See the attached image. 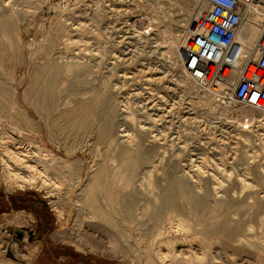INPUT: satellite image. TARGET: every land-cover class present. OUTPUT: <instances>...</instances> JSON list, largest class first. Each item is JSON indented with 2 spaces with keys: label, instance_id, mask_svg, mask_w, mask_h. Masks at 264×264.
Masks as SVG:
<instances>
[{
  "label": "bare ground",
  "instance_id": "bare-ground-1",
  "mask_svg": "<svg viewBox=\"0 0 264 264\" xmlns=\"http://www.w3.org/2000/svg\"><path fill=\"white\" fill-rule=\"evenodd\" d=\"M41 1L42 0H37L38 3H41ZM51 1L47 2L48 3L47 6L49 9L53 11V16H50V20H48L46 24L43 23V25L44 24L46 25L45 29H42L43 27H40L43 33L41 34V36H39L40 35L39 34L38 38H35L34 36V39L31 40L27 48L28 51L26 53L27 54L26 56H28L31 65L32 63L34 65L33 72L30 71L31 72L30 77L28 76L29 77L28 79H30L29 80L30 86L33 90L32 96L30 98H27L25 95L22 97L19 93V89L21 85H23V82L26 80V77H24L23 74L17 76L16 73V65L21 64L20 62L24 59V57L23 58L20 57L21 55L19 56V52L16 49L19 47L20 44L19 40L21 34L16 35V33H14L15 30L14 26H15V21L17 20L15 16H17L20 12L23 13V15L25 14L26 15L25 17H31L33 12H30L23 8H20L18 10L17 6H15L14 3H11V1L10 4L7 2V0L4 1V3L1 1L4 4L3 7L7 6L9 9L8 12L5 10L0 13V47L6 44L7 47L11 49V51L14 49L12 52H14L15 50L17 51L15 52L12 60L9 62V65H4V62L2 63V60L0 59V121H2V123L4 122L5 124L3 126L0 125V185H2L3 190L7 193L14 191H28V192H35L41 195L45 199L52 213L54 214L56 218V223L59 226L58 231L52 234V238L54 240L57 239L64 240L71 235L75 236L77 233L81 232L79 231L78 227L81 228V226H79V224L81 223L80 220H82L85 217L90 219L97 218V219H101V221L104 220L105 222L104 224L106 225L107 222L108 223L107 226L109 227L112 226V229L118 227L117 225L119 224H117L118 223L117 218L118 219L121 218L122 222H120V224H122V226L124 223L127 225L126 230L124 228L126 232L123 234L122 233L119 234L118 232L115 231L116 234H113L114 230L111 229L112 233L110 231V234H113L114 236L116 235L115 237L113 235H110L114 237L113 247L115 248V250L116 249L118 251L120 250V252L122 251L124 252L127 249H130L131 251L130 253L132 254L131 256L138 260H141L140 262H143L144 264H239L237 261L234 260L233 257H232L233 261L230 260L229 257H227L228 260L226 258L223 259L222 251L224 246L226 245L230 246L234 242L239 241V239H237V236L240 231L244 230L243 222L237 220L238 218L233 223H231V219L229 218H223L217 221H212V219L215 218V217L212 218L214 215H212L211 217L208 214H211L213 211L217 210L218 208H223V205H218L221 203L217 204L216 202H214L213 200H216L215 198H213V200H211L212 199L211 198L210 201H213V204L211 202L212 205H208L209 201L207 202V198L205 196H200L201 194L198 195L195 192H193L189 188L187 183H185V181L183 180L184 178L187 177L188 179L192 180L195 184V180L198 179L199 177L198 174L199 173L201 174V172H203L202 170L203 168H201V166L203 165L204 162L203 163L201 162V166L197 164L199 165V167H197L192 163L193 160H191L189 167L190 169H188V167L186 166V169L184 168L182 169V171H179L180 168L176 170L177 166L175 168L174 164H172L173 162L172 161L171 164L168 163L169 165H167L166 163L167 166L162 165L164 169L162 172H159L161 176H157L158 173L156 175L153 174L155 170L157 172V167L161 164L160 161L161 156H163L165 152L168 154V152L166 151L167 149H165V147L163 148L160 146V145L165 146L166 144L164 145L163 143H166V140L165 142L161 143V140L163 138H160L158 136L160 132L155 133L152 127L150 126L145 127L141 123L143 120L138 122L139 123L138 129L140 130L138 135L135 136L132 135L133 133L132 134L129 133L127 128H122V129L120 128L121 126H123V124L121 125L120 123H122L124 119H126L127 117L132 119L133 116V115L131 116L130 114V112L131 113L133 112L132 111L129 112L130 103L128 101V98L127 99L125 98L126 101L121 96L119 97L121 98V100H116L115 99L116 97L113 98L112 96L114 94L112 95L113 92L111 93L110 91L112 90L113 86H116L118 84L117 83L116 85L114 83L111 84L110 78L107 79V76L106 79L103 80L102 82L99 79V77L101 78V76L96 77L97 72L99 73L100 71L99 68H98L99 71L95 70L98 67L97 66L98 63H96V60L98 58L95 59L96 58L95 57L94 60H91L84 57L86 59L85 60L83 59L82 56H80L76 48H73L77 45V43L81 44L80 41L82 38L78 37L81 39L75 40L76 37L73 39V37L70 36L71 30H74L76 34V31H79L80 27L78 28L76 26L75 28L72 29L73 26L70 25L72 26L70 27L71 28L70 31H68V29L66 30L65 27L66 15L69 14L68 12L73 10V8L70 6L71 4H68L66 0L60 3L58 2L56 3V0L55 2H51ZM93 1L95 2V0ZM141 1L144 2V6L146 7V9L150 8L154 12V14L150 15L151 17L149 16L148 19L146 18V20L141 21L142 22L141 26L142 24H144L141 30H137L132 27L133 28L131 34L132 36L129 37L134 39L133 41L135 43L133 45H131V42L130 43L128 42L130 45L126 41L125 42L127 43L126 45L132 46L133 50L130 52H134V56L136 52L139 53V55H141V57H143L144 60H146V64H148L147 60L148 59L150 60V57H154L155 60L151 58L152 61H155L154 63L156 64L159 63V65H157L154 68V70L153 67L152 68L148 67L149 68L148 70L147 67H144L146 71L142 69L138 71L139 73H142L141 75L143 77L145 76V80H143L145 83L143 84L146 83L150 84L151 82L150 83L148 82L152 80L151 79L152 74L153 75L157 74L159 73V71L160 74H162V76L160 77L158 76V78L154 76L155 79L156 78L158 79V82L159 81L161 82L162 80L165 81L164 78L165 76H167V74L164 75V73L167 72L168 76L169 74L174 73V76H176V79H174L175 77L172 76L174 85H176L174 86V88L175 87H178V89L179 87L181 88V90L179 91L180 93L181 92L183 93L181 95L186 96V98L185 97L184 98L187 102L186 101L185 102L186 104H188L187 106L190 107L189 108L190 110L196 109L198 113H201L202 115H204V117L208 119H210L211 117L218 118L219 115H221L225 120V122L226 120L228 122L233 121L236 124L238 130L240 129L239 133L236 134L234 133L235 135H237L235 137L239 138L240 136V140L242 137L241 134L245 133V131L255 133L253 130H251V127L252 129L253 127H256V131H258L257 128H259L260 130L262 128V131H264V110H258L252 107H246L241 105H233L230 108L220 106L215 102L212 94L209 91L204 89H199V87L191 80H189V78L186 79L182 75L183 72L182 62L184 60V58L182 57V53H183L185 41L188 35L191 32H193L195 28V19L198 13L204 9H207L209 7L208 3L202 0L204 1L203 5L196 7L198 8L199 12H195L196 11L195 9L193 10L191 9L188 15L185 14L186 18L182 21L183 23L179 25L181 27L179 32H183V34L181 35V34L173 33L169 22L168 23L163 22L164 21L163 19L167 18L166 14L171 16L179 11V4L176 3L177 0L176 1L156 0L155 2H151L148 0H141ZM121 2L123 3V1ZM163 2L167 5L166 8L163 6ZM75 3L73 4V6L76 9L77 6L75 7ZM206 4L208 7L205 8ZM98 5L97 7L100 8V6ZM97 7H95V9L93 10H90L89 14L91 13V11H93L97 17V15L100 14V11L96 9ZM102 8H103V4H102ZM117 8L118 7L116 6V9ZM165 9L167 13L164 11ZM111 10L115 11L114 8H112ZM36 13L35 15H37ZM94 13H91L92 14L91 17H93ZM101 13L103 14L104 12L101 11ZM108 13L109 15H112L114 12L112 14H110V12ZM243 13L245 15V20L238 31V38L243 46L244 52L242 56L243 58L241 59L239 64H241L245 58L253 56V51H254L253 48L262 27V12L257 6L251 3H247L243 5ZM74 14H76L77 17L78 14L76 13V10ZM79 16L80 15H78V18ZM107 16L108 15H106V17ZM42 18L43 16H41V19ZM14 19L16 20L14 21ZM32 19L34 20V18ZM168 19L171 20L170 17H168ZM80 21L82 22L81 19ZM160 22L164 23L163 29H160L158 26ZM37 23H41V22L37 21ZM82 25H80L81 28H83L86 25L88 26V24L83 25V27ZM66 26L68 27L67 24ZM96 26L99 25L97 24ZM91 27L92 26H90V28ZM87 28L88 27H86V29ZM96 28H97L96 30L91 31L92 32L91 34L93 36L95 35L94 36L95 39L97 37V41L94 43L98 44L96 46L98 47L102 46L103 48L109 44L110 40H108L109 42L107 40H104V38H103L104 41L100 40V38L102 39V37L97 32L99 28L98 27ZM19 30L17 29V31ZM25 30L27 31V29ZM13 33L16 35V38H14L15 36L14 37L12 36ZM104 36H106V32ZM24 40L26 41L25 38ZM59 40H61L60 44L63 42L64 49L70 50V47H72L73 50L77 52H74L73 55H71V57L69 58L61 57L63 56L61 55V53L63 52H61L60 49L55 51L57 48L56 46L59 43L58 42ZM20 41H22V39ZM113 43H116V41ZM20 47L18 48V50L20 49ZM98 47L96 48V50L98 49L99 51ZM58 48H60V45ZM113 48L112 51L114 50ZM84 50L85 52L88 51L86 50V48H84ZM80 51L82 52V50ZM85 52L83 54H85ZM55 54L57 55V57L55 56ZM132 56L131 58L133 59ZM114 58H118V57L113 53L110 59L113 60ZM123 59L125 60V58H122V61ZM111 64H114L113 61L110 63V65ZM151 66L154 65L151 64ZM104 70L106 69L104 68ZM110 70L112 69L110 68ZM113 71H116V69ZM125 72L124 73L121 72L123 79L125 78L127 79L129 77L127 75L128 73ZM115 74L117 73L115 72ZM147 74L148 76H146ZM138 76L140 77L139 74ZM111 79H114V77H112ZM137 81L138 80H136V82ZM124 86L122 88H124ZM127 86L128 85L126 84V87ZM146 87L149 86H145V88ZM120 88L121 87H117L116 89L122 90ZM116 93L119 92L117 91ZM147 93L149 92L147 91ZM152 93L154 92H151V94ZM137 94L139 95L140 93ZM159 94L161 95V92H159ZM163 95H161L158 98H161ZM133 97L136 96L133 95ZM182 97L180 98L181 100ZM130 98H132L131 95ZM178 106H182V105L178 104ZM143 114L145 116L144 121L147 120L148 123L150 122L149 125L157 120L155 117L151 116L149 112L148 113L143 112ZM144 116H142V118H144ZM131 123L132 122L130 120V124ZM228 125L230 126L234 124L228 123ZM234 126L231 127L233 128ZM14 133L17 135L20 134L19 136L20 138H18V136L16 135L14 136L13 135ZM146 134L150 135L149 136L150 140L148 139V141L151 143L150 145L148 144L144 145ZM233 136L230 137H232L233 139L235 138ZM256 136L252 135V137L254 138ZM261 136L263 135L261 134ZM44 137H46L47 141H49L55 147H57L56 148L58 151L57 153L54 152L55 148L53 151L52 148H49L47 145L43 143ZM242 140L251 143V145L253 146L252 143L254 142H250L248 138L244 137ZM170 149H172V147ZM60 150H63L64 154H60L59 153ZM77 150H79L80 156L75 155V151ZM255 150H257V147ZM257 152L253 151L248 155L246 153V155L249 157V159H254L259 156L258 153L260 154L262 152L263 159H261V161L264 160L263 140H261V152L258 153ZM204 153L205 152H203V155H205ZM153 154L158 155V158L154 159ZM174 158H176V156ZM203 158L205 159V156ZM207 159L208 161H210L209 156ZM218 159L222 163V159H220V157ZM171 160H173V158ZM252 161L251 162L247 161V163L248 162L253 163ZM255 161L259 162V160H254V162ZM144 164H149L146 166L151 165L150 168H152V170L151 171L148 170V172L143 171L141 167ZM156 164L159 165L157 166ZM215 166L218 168L217 164H215ZM194 167H196V169ZM246 167L247 166H245L243 169H245ZM259 167L261 168L263 166L260 165ZM143 168L146 169L147 167H143ZM215 169H213V171ZM218 171H219L218 172L219 178H221L220 172L223 173L222 175L227 177L229 176L231 177V174L233 173V171L232 172L225 171L223 170V168L221 169L218 168ZM257 171H256V175L258 174V176L260 177V174L257 173ZM259 171H261V174L264 175V167L262 169H259ZM178 172H181V175H179ZM214 172L216 173V171ZM205 173L206 175H208L210 172H208L207 170V172ZM263 175H261V178L264 180V178L262 177ZM208 176L209 178L211 177L209 181L212 180L214 183L212 189L216 195L218 193L217 190L219 191L218 188L223 183V180L213 175V173ZM235 176H237V174ZM235 176H234V180H235ZM240 177L236 179L237 182L240 184L241 190L240 189L239 190L243 192L244 189H249L248 187L252 185V183L249 184V181L247 182L245 177L244 178L242 177L240 178ZM220 180H222V182ZM254 180H256V178ZM227 187L229 186L227 185ZM227 187L225 189H227ZM253 190H259V189L258 188L252 189L251 194H253ZM195 191L197 190L195 189ZM219 193L217 194L218 196ZM262 193L261 196L263 195ZM243 196L244 194H242L241 199L244 198ZM253 196L256 197L254 194ZM254 197L250 199L253 200ZM232 199L231 201L233 203L234 201H236L237 198H234L235 200ZM251 201L248 202L250 203V207L252 205L251 203H253ZM241 204L239 207H242ZM246 205L247 204L245 203V206ZM258 207L256 208L257 210L259 209ZM232 208H229V210ZM256 209L255 212L257 213ZM229 210L227 212H229ZM227 212L225 213L227 214ZM72 213L74 214L72 218V220L74 219L73 220L74 225L63 228L64 225L67 222H69V220L71 219ZM0 216H1L0 217V254L7 255L6 258L2 257V259H0V264H29L28 262L29 253L30 251L36 249L37 246L33 241L29 240L28 235L24 231V229L29 226L31 227L34 226V217H32L30 213H27V211H21V212L13 211V213L10 214L9 216L8 215L5 216L4 214ZM219 217L220 216H218V219ZM228 224L230 226H228ZM254 225L253 227H255ZM258 226L260 233L259 242H257L258 240L253 241L250 239H243L242 241L244 242V244L247 245V247H249L248 250H250V248L251 251L253 250L252 252H254V255L256 256L255 263L264 264V215L263 217L261 216ZM75 227L79 232L75 230L76 229ZM97 230H98V226H97ZM102 230L104 231V229ZM107 230H110V228H107ZM117 230H121V229H117ZM85 233L89 235L90 232L89 233L85 232ZM106 233L108 235L109 231ZM117 234H119L120 236ZM117 236H119V238H121L123 241H124L123 238H125V240L127 238L134 240V242L128 243L130 245L127 246L123 245L121 239H120L121 243L117 241L118 240L116 239ZM108 239H109V235H108ZM69 240H71L70 242H73L75 239L72 241V239L68 238V241Z\"/></svg>",
  "mask_w": 264,
  "mask_h": 264
},
{
  "label": "rangeland",
  "instance_id": "rangeland-1",
  "mask_svg": "<svg viewBox=\"0 0 264 264\" xmlns=\"http://www.w3.org/2000/svg\"><path fill=\"white\" fill-rule=\"evenodd\" d=\"M1 1L4 3V1H6V0H0V3H1L0 4V10H1L0 13L5 11V10L8 12L9 8L7 6L3 7L4 4ZM10 1H11V3H14L15 6H17L18 10L20 8H23V9H26V10H28L30 12H33L31 17L34 18V20L31 17H25L26 15L25 14L23 15V13H21V12L17 16H15V18L17 20L19 18V20L17 21L16 19H14V21L16 20L15 21V26H14V29H15L14 33H16V35H18V34L20 35L21 34L20 35V40L22 39V41L19 40V42H20L19 47L23 46L25 48L24 49L23 47L22 48L20 47L19 50H18L19 47L16 48L17 51L19 52V56L21 55L20 57H22V58L24 57V59L20 62L21 64L16 65L17 76H19L20 74H23V76L26 77V80L23 82V85H21V87L19 89V93H20V95L22 97L25 95L27 98H30L32 96V91L33 90H32V88L30 86V81H29L30 79H28V78L30 77V74H31L30 71L33 72L34 65H33V63L31 65V62H30L28 56H26L27 55L26 53L28 51L27 48H28V44L31 42V40L34 39V36H35V38H38L39 36H41V34L43 33L41 30L45 29L46 22H48V20H50V16H53V11L51 9H49L48 6H47L48 5L47 2L51 1V0H45V1L42 0L43 2L41 1V3H38L37 0H10ZM10 1L7 0V2L9 4H10ZM63 1H65V0H56V3L57 2L60 3V2H63ZM66 1L68 2V4H71L70 6L73 8L72 11L68 12L69 14L66 13L69 16L65 14L66 15V18H65L66 22L65 23L68 25V27H67L66 24H65L66 30L68 29V31H70L71 30L70 27H72V26H73L72 29L75 28L76 26L78 28L80 27V30L76 31V34H75L74 30H71L72 33L70 32V36H72L73 39L76 37L75 40L76 39L79 40V39L82 38L81 41H80L81 44L77 43V45L75 47H73V48H76V50L78 51L80 56L83 57V59L87 58V59L94 60L95 57H96L95 59L98 58L96 60V63H98V65H97L98 67L95 70L96 71L100 70L102 72L101 73L99 71V73L97 72V74H96V77L97 76H101V78L99 77L101 82L103 80H105L106 76H107V79L110 78L111 84L114 83L116 85V83H117L118 85H120V86H118V85L113 86V88H114V89L112 88L113 91L112 90L110 91L111 93L113 92L112 95L114 94L112 96L113 98L116 97L115 98L116 100H121V98H119L120 96L123 97L124 99L128 98V101L130 103L129 112L130 111L133 112V113L130 112V114H131V116L133 115L134 118H133V116H132V119L127 117V116H125L127 118L124 119V121L122 123H120L121 125L123 124V126H121L120 128L121 129L122 128H127L129 133H131V134L133 133L132 135H134V136L138 135L139 132H140V130L138 129V127H139L138 126L139 125L138 122L143 120L141 123L145 127L146 126H150V127L153 128L155 133L160 132L162 134V136H161L160 133L158 135L160 138H163L162 139L163 141L161 140V143L165 142V140H166V143H163L164 145L165 144L166 145L165 146L160 145V146L163 147V148L165 147V149H167L166 151L168 152V154L165 152L164 153L165 157H164V155L161 156V159H162V160L160 159L161 164L160 163H159L160 165L156 164L157 166L158 165L159 166L157 167V172L155 170L153 174L156 175L158 173L157 176H161L159 172L163 171V169H164L163 166H167V165L171 164L172 161H173L172 164H174V167L176 168V166H177L176 170H178V168H180L179 171H182V169H184V168L186 169V166L188 167V169H190L189 167H190L191 160H193L192 163L194 165H196L197 167H199V165L201 166V162L202 163L204 162L203 165H202L203 167L201 166V168H203L202 170H203L204 173L201 172V174L200 173L198 174L199 177H198V179H196L197 181L195 180V184H194V182L192 180L188 179L187 177L184 178L183 180L185 181V183H187V185L189 186V188L193 192H195L198 195L201 194L200 196H205L207 198V202L209 201L208 205H212L213 201L216 202L217 204L221 203V204H218V205H223V208H218L217 210L213 211L211 214H208L211 217H212V215H214L212 218H214V217L215 218L214 219L211 218L212 221H217V220H220V219H223V218H229V219H231V223H233L238 218L237 220L242 221L243 224H244V230L240 231L238 236H237V239H239V241L238 242H234L230 246L226 245V246L223 247V251H222L223 259H225V258L227 259V257H229V259L232 260V261H233V258H234V260L237 261L239 264H243V263L244 264H252V263L256 264L255 263V260H256L255 257L256 256L254 255V252H252L253 250L251 251V248H250V250H248L249 247H247V245L244 244V242L242 240L243 239H250V240H253V241H255V240L257 241L258 240L257 242H259V240H260L259 239L260 233H259V226L258 225H259V220H260L261 216L263 217V215H264V180L261 178V175H263V174H261V171H259V169H262L264 167V164H263L264 160L261 161V159H263V155H262V152H261V140H263V142H264V139H263L264 138V134H263L264 131H262V128H261V130L259 128H257V130L259 131L258 132V131H256V127H253V129L251 127V130H253L255 133L248 132V131L247 132L245 131V133H242V134L240 133L242 135L241 140H240V136H239V138L235 137V136H237L235 134L239 133L240 129L238 130L236 124L233 121H231L232 122L231 123L230 121L228 122L226 120V122H227L226 123L221 115H219L218 118L211 117L210 119H208V118L204 117V115H202L201 113H198L196 109L190 110L189 109L190 107L187 106L188 104H186V102H187L185 100L186 96L181 95L183 93L182 92L180 93V91H179V90H181V88L180 87H179V89H178V87L174 88V86H176V85H174L172 76L175 77L174 79H176V76H174V73L173 74L171 73L172 75L169 74V76H168V73L166 72L167 69L165 70L166 73H164V75L167 74V76H165V78H164L165 81L162 80L164 82H162V81L158 82V79H157L158 76L159 77L162 76V74H160V71H159V73H157V74H154V75L152 74V78H151L152 80L148 82V83L151 82L150 84H147V83L143 84V83H145L143 81V80H145V76L143 77L141 75L142 73H139L138 71L141 70V69L146 71V69H144V67H147V70L149 68L153 67V70H154V68L157 65H159V63H157V64L154 63L155 61H152V59L155 60L154 57H150V60L149 59L147 60L148 64H146V60H144V58L141 57V55H139V53L136 52L137 54L135 53V56H134V52H130L133 49H132V46H129L130 45L129 43L131 42V45H133L135 43L133 41L134 39L129 37V36H132L131 35L132 34V29L135 28L137 30H141L142 27L144 26V24H142V26H141V23H142L141 21L146 20V18L148 19V17L150 15L154 14V12L150 8L146 9V7L144 6V2H142L141 0H102L103 2L101 0H95V2L93 0H84V1L83 0H72V1L71 0H66ZM77 1H78V3H77ZM114 1H116V2H114ZM117 1H118V3H117ZM121 1H123V3ZM174 1H176V0H174ZM51 2H55V0H52ZM92 2H93V4H92ZM100 2H101V4H100ZM113 2L118 7L117 9H116V6L114 5ZM74 3H75V7L77 6L76 9L73 6ZM176 3L179 4V11L176 14H173V15L169 16L168 14H166L167 12H166V9H165L164 11L166 12L165 14L167 15V18L163 19L164 20L163 22L164 23H168L169 22L174 34H181L182 35L183 32H179L180 29H181V27L179 25L183 23L182 21L186 18V15L189 14V11H191V9L192 10L195 9L196 10L195 12H199L198 8H196V7L197 6H202L204 1H202V0H177ZM98 4H100V5H98ZM102 4H103V8L105 10L107 9L106 10L107 12L102 8ZM1 5H2V7H1ZM87 5H89V6H87ZM97 5L100 6V8L97 7ZM107 5L109 6V8H108ZM78 6H80L81 8L78 7ZM163 6L166 8L167 5L163 2ZM27 7H28V9H27ZM95 7H97L96 9H98L100 11V14H99L100 17H99V15H97V17H96V15H95V13L93 11H91V13H94L93 17H91L92 16L91 13H90L91 15L89 14L90 10L95 9ZM206 7H208L207 4H206L205 8ZM78 8H79V10H78ZM110 8L111 9L114 8L115 11L111 10ZM75 10H76V13L78 15H80L81 17L79 16V18H78V15L76 17V14H74ZM101 11H103L104 13L102 14ZM121 11H123V12H121ZM108 12H110V14H112V13L113 14L109 15ZM35 13L37 15H35ZM106 15H108V16L106 17ZM41 16H43L44 19L43 18L41 19ZM71 17H72V19H71ZM84 17H87V18H84ZM143 17H145V18H143ZM168 17H170L171 20H169ZM92 18L93 19L95 18V19L93 20ZM80 19L82 20V22L80 21ZM35 20H37L38 22H41V23H37V21H35ZM20 21H21V23H20ZM70 22L71 23L74 22V23L71 24ZM163 22H160L158 24L160 29H163V26H164ZM43 23H45V24L43 25ZM82 23H83V25L88 24V26L86 25V26L83 27ZM97 24L99 26H96ZM70 25H72V26H70ZM80 25H82L83 28H81ZM90 26H92L91 27L92 29L90 28ZM40 27H43V28L41 29ZM86 27H88L87 28L88 30L86 29ZM96 27L99 28V30H97V32L102 37V39L100 38V40H103V38H104V40H107V41L110 40V42L108 41L109 42L108 45L110 47L108 45H106L103 48H102V46H100V47L96 46L98 44L97 43L95 44L94 42L97 41V37L95 39V37H94L95 35L93 36L91 34L92 33L91 31H94V30L97 29ZM17 29L18 30L20 29V30L17 31ZM25 29H27V31ZM22 31H24V32H22ZM85 31H87V32H85ZM17 32H19V33H17ZM80 32H82V33H80ZM105 32H106V36H104ZM14 33L12 34V36L13 37L15 36L14 38H16V35ZM127 33H129V34H127ZM86 35H88V36H86ZM91 36H93V37H91ZM78 37H81V38H78ZM24 38L26 39V41L24 40ZM128 38H130V39H128ZM111 39H112V41H111ZM115 41H116V43H113ZM125 41L127 43L129 42L128 43L129 45H126L127 43ZM58 42L59 43L56 46L57 48H56L55 51L60 49L61 52H63V53H61V55H63L61 57L69 58V57H71V55H73L74 52H77V51H74L72 47H70V50L69 49L68 50L64 49L63 48V42L61 43L62 46L60 44L61 40H59ZM123 43H125V44H123ZM59 45H60V48H58ZM97 47L99 48V51H98V49L96 50ZM84 48H86V50H88V51L85 52ZM112 48L114 49L113 51H112ZM21 49H23V50H21ZM80 50H82V52ZM253 50H254V48H253ZM12 51H11V49L9 47H7L6 44H4L3 46L0 47V59L2 60V63L4 62V65H9V62L14 57L15 52H17L16 50L14 52H12ZM97 51H98V54H97ZM2 52H3V54H2ZM84 52H85V54H83ZM112 52L118 58H114L113 60H111L110 58L113 55ZM67 54H68V56H67ZM132 54H133V56H132ZM93 55H94V57H93ZM4 56L6 58L7 57L8 58L6 59ZM55 56L57 57L56 54H55ZM98 56H101V57H98ZM131 56L133 57V59L131 58ZM26 57L28 58V60H27ZM122 58H125V60L123 59V61H122ZM3 59H4V61H3ZM112 61H113L114 64L110 65V63ZM124 62H125V64H124ZM150 63L152 65H154V66H151ZM164 63H165V61H164ZM99 65H101V66H99ZM143 65H145V66H143ZM18 66H20V67H18ZM98 68H99V70H98ZM104 68L106 70H104ZM110 68L112 70H110ZM137 68H139V69H137ZM101 69H103V70H101ZM115 69H116V71H113ZM115 72L117 74H115ZM121 72L122 73H124V72L128 73L127 75L129 77L128 76H126V77H128L130 79V81H129L128 78L127 79L126 78L123 79ZM137 73L140 75V77L142 76L143 78L142 77L140 78ZM130 74H131V76H130ZM132 75H134V76H132ZM182 75L184 76V78H186V79L188 78L187 75L185 73H183V72H182ZM146 76H148V74ZM154 76L157 77V78L155 79ZM112 77H114V79H111ZM166 77H167V79H166ZM169 77H171V78H169ZM115 78H116V80H115ZM120 78H122V79H120ZM132 78H133V81H132ZM138 78L140 80H142V81H140ZM170 79H171V82H170ZM122 80H123V82H122ZM136 80H138V81L136 82ZM24 84H26V85H24ZM126 84L128 85L127 87H126ZM144 85L145 86H149L150 88L149 87L145 88ZM123 86H124V88H122ZM117 87H121L120 89H122V90L116 89ZM171 87H172L173 90L171 89ZM140 88H141V90H140ZM132 89L134 90V92H133ZM145 89L149 93H147V91ZM165 89H167L168 91L165 90ZM170 89H171V91H170ZM199 89H201V88H199ZM130 90H132V91H130ZM25 91H26V93H25ZM117 91L119 93H116ZM151 92H154V93L151 94ZM159 92H161V95H163V92H164V95L161 98H158V97L161 96L159 94ZM176 92H178V93H176ZM137 93H140V94L138 95ZM129 94L131 95L132 98H130ZM133 95L137 97V100L139 98L140 101L139 100L137 101L136 97H133ZM181 97H182V100L180 99ZM126 99H125V101H126ZM174 102H175V104H174ZM178 104L179 105L181 104L182 106H178ZM150 105H152V106H150ZM143 108H144V111H143ZM143 112L144 113H146V112L148 113L149 112V114L151 116L155 117L157 120L155 119L156 121H154L152 124L149 125L150 122L148 123L147 120L144 121L145 116H144ZM142 116H144V118H142ZM127 119H128V122H127ZM130 120L132 122L131 124H130ZM135 120H136V122H135ZM1 123H2V121H0V125L1 126L5 125L4 122L2 124ZM228 123L229 124H234L235 126L234 125H230L229 126ZM231 126H234V127L232 128ZM137 129H138V131H137ZM236 129H237V131H236ZM154 132H153V134H154ZM251 134L254 135V136H256V135L257 136L254 138V137H252ZM261 134L263 136H261ZM13 135L14 136L16 135V136H18V138H20L19 137L20 134L17 135V134L14 133ZM149 136H150L149 134H146L144 145H147V144L150 145L151 144L148 141ZM230 136L235 137L236 140H235V138L232 139V137H230ZM259 136H261V137H259ZM244 137L248 138L250 142H254V143H252L253 146L251 145V143L242 140ZM218 139H220V140H218ZM254 139H255V141H254ZM43 143L45 145H47L49 148H52L53 151H54V148H55V151H54L55 153L58 152L57 149H56L57 147H55L52 143L47 141L46 137L43 138ZM247 143H249L251 146L249 144H247ZM170 144H172L173 146L170 145ZM168 145H170V146H168ZM171 147H172L173 150L170 149ZM256 147H257L258 152H261L260 154L257 152V150H255ZM207 148H209V149H207ZM214 148L217 149V150H215ZM252 148L253 149L255 148V149L253 150ZM213 149H214V151H213ZM259 149H260V151H259ZM62 151L63 150H60L59 153L60 154H64V151L63 152ZM172 151H173V153H172ZM253 151H256L258 153V155L259 156L261 155L262 157L260 156L261 157L260 158L258 156L257 158L249 159V157L247 155L250 154ZM203 152H205L204 153L205 155H203ZM246 153H247V155H246ZM176 154L178 155L179 159L177 158ZM75 155L76 156H80L79 150L75 151ZM175 156H176V158H174ZM204 156H205V159L203 158ZM208 156H209L210 161H208V159H207ZM153 157H154V159H156V158H158V155H154ZM199 157L202 158L203 160L200 159ZM219 157H220V159H222V163L223 164L219 161V159H218ZM172 158H173V160H171ZM254 160H259V162H257V161L254 162ZM212 161H214L215 163L212 162ZM247 161H250V162L252 161L254 164L250 163V162L247 163ZM174 162H176L177 164L174 163ZM166 163H167V165H166ZM213 163H214V165H213ZM244 163H245V165H244ZM257 163H258V166H257ZM197 164H199V165H197ZM215 164L218 165V168H220V169L223 168V170H225V171H229V172L233 171V173H232L233 175L231 174L232 178L229 176L231 178L230 179L229 177L222 175L223 174L222 172H220V174H221L220 177L221 178H219V174H218L219 171H218V168L215 166ZM146 165H149V164L142 165L141 169H143V171H147V172H148V170L151 171L152 170V168H150L151 165L150 166H146ZM260 165L263 166V167L260 168L259 167ZM245 166H247V167L245 169H243ZM143 167H147V168L144 169ZM215 167H216V169H215ZM148 168H150V169H148ZM194 168L196 169V167H194ZM257 168H259V169H257ZM213 169H215L214 171H216V173L213 171ZM207 170H208V172H210L209 174L207 173L208 175L213 173V175H215L219 179L223 180V183L221 184V186L223 188L220 186L218 188L219 191L217 190L218 193L220 192L219 196L217 195L218 193L215 195V193H214V191L212 189L213 188L212 186H214V183H213L212 180L209 181L211 179V177L209 178V176L206 175L205 172H207ZM256 171H257V173L260 174V177L258 176V174L256 175ZM250 173H251V175H250ZM178 174L181 175V172H178ZM236 174H237V176H235ZM238 174H239V177L240 176L242 178L245 177L246 181L247 182L249 181V184L252 183V185H250L251 187L249 186L248 187L249 189H244L243 192L240 191L241 190L240 184L237 182V179L239 178ZM203 175L208 176V177H205ZM222 176L224 177L225 180L223 179ZM234 176H235V180H234ZM226 177H227V179H226ZM262 177L264 178V175ZM255 178H256V180H254ZM222 180H220V181L222 182ZM232 180H234V181H232ZM257 180H260V181H257ZM262 180H263V182H262ZM191 181H192L193 184L191 183ZM253 181H254V184H253ZM256 182H257L258 186H257ZM197 183L198 184L200 183V184L198 185ZM233 183H234V185H233ZM193 185H195V186H193ZM227 185L229 187H227ZM193 187H195V188H193ZM226 187H227V189H225ZM233 188H234V190H233ZM255 188L259 189V190H253V194L256 197L258 196L257 199H256V197L253 196V194H251L252 193V189H255ZM195 189L197 191L199 189V191L197 192V191H195ZM220 189H222V190H220ZM246 190H248L250 192H248ZM244 191H245V193H244ZM231 192H232L233 195L231 194ZM224 193H225V195H224ZM261 193L263 194L262 196H261ZM239 194L241 196H242V194H244V196H243L244 198L241 199V196ZM252 196L255 199V200L253 199L254 201L252 199H250V198H253ZM224 197H225V199H224ZM213 198H215L216 200H213ZM218 198L221 199V200H219ZM234 198H237L236 201L238 200L237 203H239V204H237L236 201H234L233 202L234 205H233L231 199L235 200ZM210 199L213 200V201H210ZM222 200L225 203H223ZM249 201L253 202V203H251L253 205V207H252V205L250 207V203H248ZM211 202H212V204H211ZM245 203L247 204L246 206H245ZM258 203H259L260 206L258 205ZM240 204H241L242 207H239ZM236 206H238V207H236ZM225 207H226V210H225ZM235 207L238 208V209H236ZM246 207H248V208H246ZM257 207L259 208L258 210L256 209ZM227 208H228V210H229V208H232V209L235 208L236 211H235V209L234 210L230 209L229 212H227L228 211ZM255 209H256L257 213L255 212ZM13 211H15V212L27 211V213H30L32 215V217H34V226H32V227L29 226V227L24 229V231L28 235L29 240L33 241L35 243V245L37 246L36 249L30 251V253H29V256H28L29 264H144L143 262H140L141 260H138V259H136V258L131 256L132 254L130 253L131 252L130 249H127L124 252L123 251L120 252V250L119 251L117 249L115 250V248L113 247V241H114L113 238L116 236V235L114 236L113 234H116V232H118L119 234L120 233L123 234V233L126 232L125 230L127 228V225L125 223L123 224V226H122V224H120V222H122L121 218H119V219L117 218V220H118L117 224H119L117 226L119 228L115 227V229L114 228L112 229V226L110 224L109 225L111 227L107 226V224H108L107 222H106V225L104 224L105 223L104 220L101 221V219H97V218L96 219H90V218H86L85 217L82 220H80L81 221V223H80L81 225L79 224V226H81V228L78 227L79 231H81L82 233L79 232L77 230V228L75 227L76 228L75 230H77V232H79V233H77L75 236L71 235V236L68 237V238L72 239V241L75 239L73 242H70L71 240L68 241V238L64 239V240H61V239L60 240H58V239L54 240L52 238V234L54 232L58 231L59 226L57 225L56 218H55L54 214L52 213V211L50 210L49 206L47 205L45 199L41 195H39V194H37L35 192L14 191V192H8L7 193V192H5L3 190L2 185H0V215L4 214L5 216H7V215L9 216L10 214L13 213ZM9 212H11V213H9ZM225 212H227V214ZM254 213H255V215H254ZM73 215L74 214L72 213L71 219L69 220V222H67L64 225L63 228L70 227L71 225H74L73 224V220L74 219L72 220ZM218 216H220V217L222 216V217L221 218L219 217V219H218ZM241 216H243V217H241ZM241 218H242V220H241ZM243 219L245 220V222H244ZM94 223H95V225H94ZM247 224H249V225H247ZM102 225H103V227H102ZM253 225L255 227H253ZM97 226H98V230H97ZM105 226H107V227H105ZM228 226H230V225L228 224ZM92 228H94V229H92ZM107 228H110V230H107ZM124 228H125V230H124ZM247 228H248V230H247ZM102 229H104V231ZM111 229L114 230L113 234H110V231L112 233ZM117 229H121V230H117ZM88 230H90V231H88ZM100 230L102 231V234H101ZM246 230H247V232H246ZM252 230L253 231L255 230L254 233H253ZM99 231H100V233H99ZM108 231H109V233H108L109 239H108V235L106 233ZM85 232H88V233L90 232V233L88 235ZM132 233H133V231H132ZM119 234H117V235H119ZM110 235H113L114 237H112ZM119 236H117L118 238L116 237V239H118L117 241L120 242L121 238H119ZM123 239H124V241H126V240L129 241V242L128 241L124 242L121 239L122 242H123L122 244L126 245V246L130 245L128 243L134 242V240H132V239H127V238H126V240H125V238H123ZM117 241H116V243H117ZM112 247H113V249H112ZM235 254H236V256H235ZM6 256L7 255L0 254V259H2V257L6 258ZM24 263H26V262H24Z\"/></svg>",
  "mask_w": 264,
  "mask_h": 264
},
{
  "label": "built area",
  "instance_id": "built-area-1",
  "mask_svg": "<svg viewBox=\"0 0 264 264\" xmlns=\"http://www.w3.org/2000/svg\"><path fill=\"white\" fill-rule=\"evenodd\" d=\"M204 1L209 7L198 13L195 28L185 41L183 72L199 88L209 91L220 106L264 110V0ZM247 3L261 10L262 27L253 56L239 64L244 50L238 31Z\"/></svg>",
  "mask_w": 264,
  "mask_h": 264
},
{
  "label": "water",
  "instance_id": "water-1",
  "mask_svg": "<svg viewBox=\"0 0 264 264\" xmlns=\"http://www.w3.org/2000/svg\"><path fill=\"white\" fill-rule=\"evenodd\" d=\"M182 57L185 58V54H184V52L182 53Z\"/></svg>",
  "mask_w": 264,
  "mask_h": 264
}]
</instances>
